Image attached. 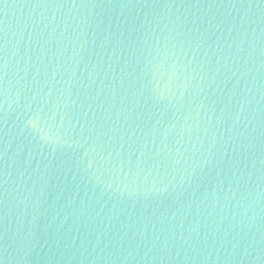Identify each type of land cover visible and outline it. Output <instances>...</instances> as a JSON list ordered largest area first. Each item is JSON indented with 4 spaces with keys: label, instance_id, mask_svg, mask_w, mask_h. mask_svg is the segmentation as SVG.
Segmentation results:
<instances>
[{
    "label": "water",
    "instance_id": "obj_1",
    "mask_svg": "<svg viewBox=\"0 0 264 264\" xmlns=\"http://www.w3.org/2000/svg\"><path fill=\"white\" fill-rule=\"evenodd\" d=\"M0 264H264V0H0Z\"/></svg>",
    "mask_w": 264,
    "mask_h": 264
}]
</instances>
